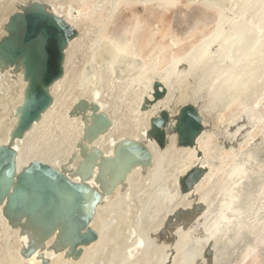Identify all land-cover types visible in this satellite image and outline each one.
<instances>
[{"label": "bare ground", "instance_id": "6f19581e", "mask_svg": "<svg viewBox=\"0 0 264 264\" xmlns=\"http://www.w3.org/2000/svg\"><path fill=\"white\" fill-rule=\"evenodd\" d=\"M92 1L84 0L89 6ZM119 1H94L100 12L89 17L97 23L84 19L73 23L77 35L65 49L64 73L49 89L53 101L21 137L12 133L28 81L22 70L0 65V146L10 143L16 150L17 172L40 161L71 182L86 183L101 193L87 226L77 231L55 208L31 211L28 204L13 210L8 198L0 202V264H94L106 257L128 264L140 244L155 258L153 264H159L160 256H164L162 264H180L184 253L186 264H196L204 254L201 246L193 244V222L200 215L213 237L216 264H245L255 252L264 264V105L249 104L255 96L264 100L258 90L259 80L264 81V0H228L233 8L222 5L223 0H203L220 6L211 34L177 53V45L171 43L175 35L170 36L164 23L157 33L170 40L157 43L159 34L148 29V36L138 43L147 53L141 57L135 32L143 22L140 26L134 15L124 29L114 28ZM34 2L69 22V14L54 9V0H14L1 15L0 38L8 33L5 24L10 16ZM105 9L109 10L106 16ZM181 42L177 40L178 47ZM216 43L219 47L210 50ZM79 52L97 60L107 73L94 72L92 60L79 71L75 59ZM246 57L256 62L255 69ZM208 59L215 79L205 84L210 69L196 73ZM249 71L250 78L245 77ZM155 79L167 86V96L142 111L144 98L152 97ZM205 86L219 101H226V108L238 105L222 126L213 117ZM188 103L199 110L203 128L193 144L182 145L174 126ZM163 108L170 112L171 123L161 147L148 130L151 118ZM133 144L144 145L150 158L128 159ZM195 166L205 172L189 191L182 192L183 177ZM179 210L184 225L169 229L164 240L150 239V232L162 230ZM90 229L96 238L80 242ZM132 234L134 242H127ZM123 249L130 255H123ZM150 262L147 259L145 264Z\"/></svg>", "mask_w": 264, "mask_h": 264}, {"label": "water", "instance_id": "95a60500", "mask_svg": "<svg viewBox=\"0 0 264 264\" xmlns=\"http://www.w3.org/2000/svg\"><path fill=\"white\" fill-rule=\"evenodd\" d=\"M5 29L8 33L0 38V65L22 70L28 81L25 99L19 108L18 123L12 133V137H21L52 103L53 96L49 89L64 73L65 49L77 35V29L37 2L14 12ZM167 93V86L155 79L152 97H145L140 109H149ZM170 123L171 114L165 108L151 118L148 135L161 147L166 144ZM174 128L182 145L193 144L195 136L203 128V118L197 107L190 103L182 106ZM132 147L128 159L150 158V152L144 145L133 144ZM16 155L10 143L0 146V202L8 198L13 210L28 204L31 211L44 206L55 208L60 216L64 214L74 223L75 231L86 227L101 199V193L86 183L71 182L61 171L40 161H34L31 166L17 172ZM204 172L199 166L189 170L182 180V192L189 191ZM77 210L80 213H76ZM182 219L183 213L176 211L169 216L158 236L163 238L169 229L184 225ZM193 226V244L204 249L203 257L196 264H216L214 241L205 227L204 216L200 215ZM95 238V231L90 229L88 236L80 242L89 243ZM182 257L180 264H186V254Z\"/></svg>", "mask_w": 264, "mask_h": 264}, {"label": "rangeland", "instance_id": "374dc122", "mask_svg": "<svg viewBox=\"0 0 264 264\" xmlns=\"http://www.w3.org/2000/svg\"><path fill=\"white\" fill-rule=\"evenodd\" d=\"M12 1H14V0H0V18H1L2 13H4L6 11V9H7L6 7L7 6L9 7L10 3ZM82 1L84 2V0H54L55 5H53V4L52 5L54 6V9L59 10L62 14H65V15L69 14L68 20H69V23L71 25H74L73 23L75 21H79V20L81 21L83 19H84L85 23H86V21H88V22L91 21L92 23H97V22H94L92 19H90L89 16L92 13H95V12L99 13L100 12L99 11L100 10L99 9V7H100L99 3L98 2H94V1H98V0H93L92 1L93 2V6H91V4L89 6V3H87V2L86 3L84 2L82 4ZM110 1H113V0H110ZM218 1L221 3V0H218ZM224 1L226 2V4H225ZM119 2H120V5H119L117 13H116L117 14V18H116V21H117L116 24L117 25L114 24L115 25L114 28L116 26H119L122 29H124L125 26L128 24V22L130 20H132V17L134 15H135L134 18L140 21V23H139L140 26H141V24L143 22L142 28L141 29L139 28L138 29L139 31L135 32V34H136L135 37L138 35L136 37V40H135L137 46L136 45L135 46H136L137 53L139 54L140 57L141 56H147L146 50L145 49H141V47L138 46V43H140V39L142 40V39L146 38V35L148 36V34L150 32L148 29H154V33L159 34L157 32L159 31L160 26L165 23V26L170 28V32H169L170 36L175 35L174 37H171L172 45L176 44L177 48L175 46L174 47H175V50L177 51V53H182L183 54L184 52L188 51V49L192 48V46L194 45L195 42H199V40H201L202 37H204V36H206L208 34H211V31H213L214 28H215V25H216V22H217L218 16H219V11H220L219 10L220 6L212 7L211 5L207 4L203 0H151L150 3L147 4V6L142 4V2H144V0H133V1H131V0H124L123 1V0H121ZM229 3L230 2L228 0H223L222 1V5H225V6L233 8L232 4H229ZM94 5H95V7H94ZM108 12H109V10H107V9L102 11L103 15H105V16L108 14ZM112 23L113 22L111 21V24ZM146 25H148V26H146ZM144 26H145V28L146 27L147 28L146 29L143 28ZM109 28L110 27H107L106 30L109 31ZM140 35H141V37H140ZM92 36L95 37L94 34H92ZM168 37L169 36H167L165 39H163L164 38L163 34H159V35L156 36L155 41L157 43H159V42H168L170 40V37L169 38ZM177 40L182 41L180 43L179 47H178ZM87 43L90 45L91 41L88 40ZM213 47H219V43H216L215 45H211L210 46V50ZM212 50H214V49H212ZM230 52L231 51H228L227 56L229 55L231 57ZM76 56H77L75 58L76 59V67L79 66V68H77V69H79V71L83 70L84 66H86L87 64H89V63L91 64L93 62L92 65L94 64V67H92V70H94V72H97V74H99L100 71H101V73H103L104 70L97 63L98 62L97 60H92L90 58V56L89 57H88V55L84 56V54L80 53V52ZM229 56L227 58H230ZM87 59H90V60L88 61ZM246 59H247L246 62L248 64V66L253 68V69H255L256 67L253 64H256V62L254 60L249 59L248 57H246ZM91 60H92V62H91ZM249 60H251V61H249ZM87 61H88V63H87ZM94 61H95V63H94ZM226 61L227 60H224L225 63H227V62L228 63L229 62L233 63L234 62L233 60L232 61H227V62ZM180 62H179V66H182L183 63L181 62V64H180ZM208 62L207 61L204 62L201 65V67H200L201 69L200 68L198 69L199 72L196 73V75L198 73L202 74L203 73L202 71L205 72L206 68L210 69V72H207V70H209V69H206V72H207V73H205L206 77H204V80H203L205 84H209V83H211L213 81V79H215V78H213L214 77L213 76L214 73L212 71L213 67H210V65H211L210 59H208ZM206 63L209 64V66ZM260 63L262 64L263 62L261 61ZM249 64H251V65H249ZM206 65H207V67H205ZM81 67H83V69ZM234 67L237 68L238 64L237 63L234 64ZM105 72L107 73V71H104V73ZM249 73L251 74V71L247 72L245 74V77H249L250 78V74ZM191 79H194L193 75L191 76ZM259 84H261V85L258 87V90H261V92L264 93V81L262 80V82H261V80H259ZM203 90H204V93L206 92L205 93V98L208 97L207 99H210V100H208V101H210L209 103H211L210 106H212L214 108L212 110V114L214 115L213 117L215 118V120L217 122V126H219V125L222 126V125L226 124L227 120L229 122L230 115L232 113H234L238 109L237 108L238 105H231L230 108H226L224 106L226 101H224V100H223V102H222V100L219 101L217 99V97L213 96L211 91L206 89V86H205V89H203ZM203 90L201 91L202 94H204ZM207 92H209V93L211 92V93L209 94ZM206 94H209V96L206 95ZM209 97H211V98H209ZM260 103H261V105H260ZM249 104H250V106L252 104H255V105H257L258 108L259 107L261 108L264 105V100L261 97H259V96H255V98L253 97ZM218 113H221L222 115L220 117L219 116L217 117ZM247 147H249V144H248ZM225 219L227 220V218H225ZM174 229H177V228L176 227L172 228V230L170 229V231H174ZM160 231H155V232L152 231V232H150V237H151V235H153V237H151L150 239L164 240V238L166 236H163V238H160V237L157 238L156 237V236H158ZM134 235L133 234L130 235L131 236L130 239L128 240L126 238V241L127 242L129 241L130 243L134 242V239L136 238V235H135V237H134ZM140 245L138 246V251L140 250L142 253L140 251H139L140 253L138 251H136V253H134L135 255L133 254L134 256L130 255L127 252L128 250H126V249L124 250L123 249V251H122L123 255H125V253L130 255V259H129V261L127 263L128 264H138V263L139 264H145L147 259L149 261H151L150 264L155 263V260H154L155 258L152 257V254H150V252H147V253L144 252V249H143L144 248V244L143 245L140 244ZM124 251H126V252H124ZM251 255L249 256V258H247L245 260V264H263V259L258 253L255 252V253H253ZM149 256L152 257V258L149 259ZM114 259L112 258V260H113L112 261V260H110V258L106 257L105 261L104 260L100 261L101 263L100 262L99 263L95 262V261H98L100 259L94 260L93 263L94 264H125L124 261H122V259H120V258H117V259L114 258ZM162 259L164 261V256L163 257L160 256L159 264L163 263ZM140 260H141V262H139ZM143 260H145V262ZM102 261H104V263H102Z\"/></svg>", "mask_w": 264, "mask_h": 264}]
</instances>
